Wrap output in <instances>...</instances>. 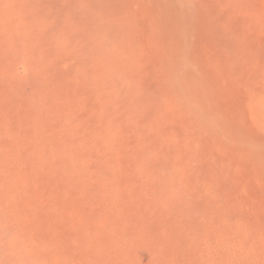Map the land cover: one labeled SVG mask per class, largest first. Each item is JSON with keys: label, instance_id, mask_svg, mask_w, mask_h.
I'll return each instance as SVG.
<instances>
[{"label": "rangeland", "instance_id": "1", "mask_svg": "<svg viewBox=\"0 0 264 264\" xmlns=\"http://www.w3.org/2000/svg\"><path fill=\"white\" fill-rule=\"evenodd\" d=\"M0 264H264V0H0Z\"/></svg>", "mask_w": 264, "mask_h": 264}]
</instances>
